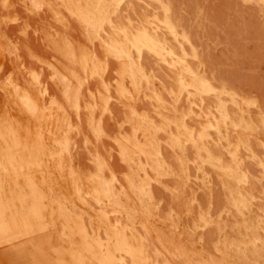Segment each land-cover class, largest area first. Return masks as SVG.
<instances>
[{
	"label": "rangeland",
	"instance_id": "374dc122",
	"mask_svg": "<svg viewBox=\"0 0 264 264\" xmlns=\"http://www.w3.org/2000/svg\"><path fill=\"white\" fill-rule=\"evenodd\" d=\"M0 264H264V0H0Z\"/></svg>",
	"mask_w": 264,
	"mask_h": 264
}]
</instances>
